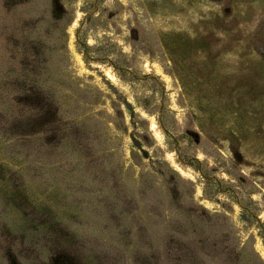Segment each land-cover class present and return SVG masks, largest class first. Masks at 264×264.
Returning a JSON list of instances; mask_svg holds the SVG:
<instances>
[{
  "label": "rangeland",
  "instance_id": "obj_1",
  "mask_svg": "<svg viewBox=\"0 0 264 264\" xmlns=\"http://www.w3.org/2000/svg\"><path fill=\"white\" fill-rule=\"evenodd\" d=\"M0 264H264V0H0Z\"/></svg>",
  "mask_w": 264,
  "mask_h": 264
}]
</instances>
